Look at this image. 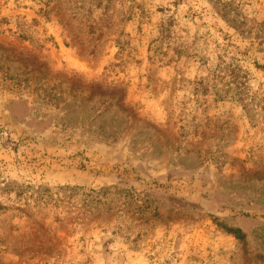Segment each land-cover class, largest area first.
Masks as SVG:
<instances>
[{
    "label": "rangeland",
    "instance_id": "374dc122",
    "mask_svg": "<svg viewBox=\"0 0 264 264\" xmlns=\"http://www.w3.org/2000/svg\"><path fill=\"white\" fill-rule=\"evenodd\" d=\"M0 264H264V0H0Z\"/></svg>",
    "mask_w": 264,
    "mask_h": 264
},
{
    "label": "trees",
    "instance_id": "16d2710c",
    "mask_svg": "<svg viewBox=\"0 0 264 264\" xmlns=\"http://www.w3.org/2000/svg\"><path fill=\"white\" fill-rule=\"evenodd\" d=\"M230 232L235 233V235L239 238L243 237V235L241 234V230L240 229H233V228H229Z\"/></svg>",
    "mask_w": 264,
    "mask_h": 264
}]
</instances>
